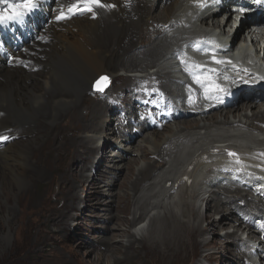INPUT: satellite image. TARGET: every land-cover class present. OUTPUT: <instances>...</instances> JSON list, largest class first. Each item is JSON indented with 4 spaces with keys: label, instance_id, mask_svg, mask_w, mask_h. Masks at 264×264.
<instances>
[{
    "label": "bare ground",
    "instance_id": "1",
    "mask_svg": "<svg viewBox=\"0 0 264 264\" xmlns=\"http://www.w3.org/2000/svg\"><path fill=\"white\" fill-rule=\"evenodd\" d=\"M216 1L220 4L222 1V7H218L219 5L214 3ZM220 1L207 0L206 6L199 8L193 0H102L103 3L115 5V7L96 8L94 9L95 17L85 12L57 21L55 17L59 14L60 8L66 9L74 0L54 2L41 0L42 10L47 15V25L42 27V30L36 31V38L32 41L23 42L25 34L32 28L29 17L23 22L0 25V136L8 137L7 140H0L1 148L6 143L0 153V199L1 195L5 196L4 200L17 197L21 190L28 187L32 179H47L44 167L37 169L36 159L28 156L32 152L38 153L42 147L47 150L50 146L44 144L45 141H53L54 146L51 152L58 153L63 144H67L69 151L73 147L81 149L84 146L82 152L88 155L86 157L88 159L78 168L82 174L75 172L74 168L63 166V161L58 164L59 166L51 168V174L56 178L55 180H62L56 186L51 203L54 202L61 208L58 209L53 205L47 207V203L41 207L43 218L50 216L62 226V230L58 228L46 230L48 237L53 238L56 244L62 243V239L58 237L59 233L69 230L68 220L74 217L71 212L78 211L81 202L86 205V208L94 203L99 204L97 209L110 210L108 213L110 216L105 220V224L110 222L106 226L110 230L108 228L102 232L101 229V239L95 245L99 248L95 255L100 256L98 259L103 264H120L129 261L140 246L145 247L146 239L152 242L146 245L147 249L161 256L162 264H172L190 249L197 246L203 247L209 243L211 239H196L198 235L206 231L222 237L221 243L218 247L216 246V251L213 250L214 252L210 254L212 257L221 255L222 249L228 252L226 259L221 257L214 264L244 262L264 264V255L258 253L264 247V240L260 235L264 230L255 232L252 229L255 225L251 223V220L250 222L237 220L238 229L231 232L227 230L219 235L228 228V220H235L238 213L249 216L252 222L260 213L264 214V190H260L259 195L256 193L258 198L254 199L251 198L249 191L236 185L240 184L239 180L221 179L212 182L206 175L197 180L201 168L208 166L205 169L207 175L220 169L219 166H211L212 163L207 164L209 162L207 160L213 157V153L218 156L219 152L225 149H236L238 144L235 142L239 144L249 142L247 147L249 152L242 151L246 154L257 157L264 155V147H262L264 145L262 143L264 142V99H262L264 79H261L264 77V28L251 27L250 24L255 23L252 15V17H246L241 26L235 28L232 23L233 14L228 4L231 2ZM156 6H160L161 11L154 12ZM224 12L227 19L221 24L220 17ZM10 31L16 37L13 42H9ZM98 33L101 37L99 40L96 38ZM206 38H213L217 44L220 41L221 44L227 41L232 44L241 41L246 46V52L241 61H232L236 69L229 66V71L220 76L228 92L220 94L219 98H205L202 95L203 91L193 81H182L175 69L179 66L182 73L191 78L184 70L179 55L186 54L193 61L192 52L196 50L191 45L195 41H204ZM247 40L251 45H248ZM16 46L19 47L16 48ZM261 53H263L262 56ZM120 57H123V60L118 66L113 60ZM210 63H212L211 60ZM210 63L208 66L213 67ZM119 68L131 73L119 76ZM243 68L254 71L256 75L252 73L245 75L257 78L259 82L256 85L243 83L241 88L229 90L228 85L235 82L238 75L244 73ZM102 75L109 77L110 84L114 81L123 82L125 85L121 84L117 87V92L115 91L117 99L113 100L114 93L110 92L109 96L89 106L85 96L94 94L102 96L114 89L111 87L107 90L109 84L103 93L92 92V90L98 92L92 88L96 79ZM224 75H227L229 79L225 80ZM145 82V85L134 89L135 84ZM189 85L194 89L191 93ZM124 92L126 94L123 96ZM247 100H261V102L245 104ZM119 103L124 104L123 108L118 105ZM83 108L91 110L89 115L87 111L86 114L83 112ZM164 109L168 113H165ZM113 111H117V115L111 118ZM45 115H47L46 119ZM220 115L224 119H217ZM75 119L77 120L75 128L81 131L72 135L66 131L63 134V140L55 141L56 133L62 127L72 129V122ZM175 119L178 131L177 129L166 130L158 138L159 132L168 127L167 123ZM35 121L41 124L36 132L43 137L42 141L23 142V138H20L14 140L17 143H10L23 135L32 138L35 130L29 124ZM199 121L203 123L198 125ZM47 128L55 130V135L45 133ZM149 131L154 137L155 148L152 150L147 149L145 143L144 146L140 143L143 140L148 142L147 139H141L140 144H136V140L144 136L141 134ZM255 131L260 132L261 135ZM208 133H214V136L210 137ZM111 134L122 142L120 144L122 149H117L113 153L105 151L103 148L106 144L102 143V140L105 141ZM85 144L94 150H89ZM125 145L135 146V150L139 151V157L147 159L148 165L146 163L145 166L137 169L135 176L134 170L131 171L129 166L133 167L139 161L131 158V153ZM173 149H179L177 154H180L181 160L176 173L173 172L172 175L168 155ZM259 149L263 150L259 151ZM97 154L98 160L94 161ZM152 155L157 158L151 160ZM243 158L250 159L249 156ZM148 159L153 162L150 163ZM113 161L125 162L128 174L133 175L132 181L129 180L130 185H127L131 191L124 192L122 196L129 198L131 193L134 195L145 186L146 182L148 183L145 197L150 196V198H145L147 202L143 205H140L139 201H142L140 196L135 198L131 220L119 217L114 212L112 200L103 199V194L110 195L106 190L117 187L119 182L128 176L123 172V168L111 165ZM185 165L188 166V171H185ZM113 167L117 171L109 170ZM159 169L160 172L153 176ZM66 172H70L69 175ZM181 177L191 179V185L195 184L190 185L192 190L186 189V192L202 200L205 203V211L200 212L195 204L184 201L182 202L184 208L180 207L179 212L185 213L188 220H180L181 216L178 217L177 212L174 213V210L168 209L167 206L164 208L165 214L162 219L149 220L145 234L143 232L134 234L129 231L128 226L143 225L146 220L139 221V218L151 207L149 205L153 199H156V202L152 203L155 204L152 208H158L159 205L156 204H159L157 203L159 200L152 195L156 194L155 187L161 186V183L165 185V183L179 182ZM231 187L235 188L231 189ZM256 189L253 187L254 192ZM163 190L167 192L166 189L163 188ZM239 190L245 193L246 202ZM172 191L174 192V188ZM112 196H115V200L121 197L117 192ZM212 201L215 205L211 203ZM13 214V210L8 208L5 221L7 227ZM218 214L220 216L216 219L215 216ZM81 216L83 213L78 215V218L84 219ZM203 222H206L205 227L202 225ZM243 225L245 226L243 229L252 230L247 241H242L240 236L237 237ZM113 226L114 229H112ZM8 236L7 231L6 237ZM116 237L128 239L126 242L124 240L113 242L112 239ZM254 241H258V245ZM88 245L84 239H78L72 246V251L75 254L79 253L78 247ZM122 248L124 251L121 255ZM114 252L120 253L119 256H114ZM91 253L87 250L82 254L91 255ZM256 255L258 259L251 262Z\"/></svg>",
    "mask_w": 264,
    "mask_h": 264
},
{
    "label": "rangeland",
    "instance_id": "2",
    "mask_svg": "<svg viewBox=\"0 0 264 264\" xmlns=\"http://www.w3.org/2000/svg\"><path fill=\"white\" fill-rule=\"evenodd\" d=\"M54 1H56V0H52V2H54ZM160 8H161L160 6H156L154 9V12H156V10H157V12L161 11ZM42 9H43V7L40 6L39 9H37L31 16H29V20L32 23V28L25 34V38H23V42H30L33 39H35L36 38V31L42 30V27L47 25V15L44 13V11ZM8 34L11 37L9 42H13L16 39V37H14V35H12V31H10ZM96 38H97V40H99L101 38L99 33L97 34ZM18 47L19 46H16V48H18ZM122 60H123V57H120V59H114L113 62L116 65L120 66V63L122 62ZM148 71H150V70H148ZM126 73H131V72H127V71H124V70L119 68V70H118L119 76L124 75ZM139 74H141V73H139ZM121 84L125 85V83H123V82H117L116 83L113 81V82H111L109 88L107 87L108 88L107 90H109L111 87L114 88L115 90L113 89V90L109 91L108 94H105L102 96H99L98 94H94L92 96H85V99H87L89 106H90L91 103L103 100L104 98L107 97V95L109 96L110 92H113L114 93L113 100H115L118 97V96H116L117 94H115L117 92V87L121 86ZM145 84H146V82L142 83V84H135L134 89L140 88L141 86H143ZM92 92L93 93H99V92H94L93 90H92ZM125 94H126V92H124L123 96ZM52 97H54V96H52ZM262 99H264V97H262ZM259 102H261V100L260 101L247 100L245 102V104H247V103L258 104ZM109 105L111 106L110 103H109ZM118 105L121 108H123L124 104L119 103ZM141 108L143 109V105L141 106ZM141 108H139V109H141ZM164 110H165V113H168V111L166 109H164ZM86 111H87V114L89 115L91 110L89 108H86V109L83 108V112L85 114H86ZM161 111H163V110H161ZM248 113L250 114L249 111H248ZM116 115H117V111H113L111 113V118H113L114 116L116 117ZM46 116L47 115L44 116L45 119H46ZM189 117H191V116H189ZM230 118H232V116H230ZM197 119H199V118H197ZM217 119H224V117L222 115H220ZM176 122H177L176 119H175V121L174 120L169 121L167 123L168 127L164 128L163 131L161 130V132H159L160 134H159L158 138H160L162 135L161 133H164L166 130L175 131L177 129V131H178L179 128L176 126ZM202 123L203 122L199 121L198 125H200ZM256 123H259V122H256ZM70 124H71V122H70ZM30 125L35 130V133H34L35 135L32 136V138L27 137L26 135H23L21 137L13 139L12 142H10V143H17L14 140H18L20 138H23L22 139L23 142L29 141V142L39 143L40 141H42L43 137H41L38 134V132H36L41 124H38L35 121L34 123H30L29 126ZM76 125H77V120L75 119L72 122V126H73L72 129H67L66 127H62L58 131V133H56L55 141H57V140L61 141V139L63 140L64 139L63 134L66 131L68 132L69 135L78 134L81 130L79 128L76 129L75 128ZM45 133H48L49 135L54 136L55 130H50V128H47V130H45ZM151 133L152 132H150V131L145 132L144 134L142 133L141 136L142 135H144V136H142L138 140H136V144H138L139 141H142L143 139H147L148 142H144L145 140H143L140 143L142 145L145 143L144 145L149 150H152V148H155V144L153 142L154 137ZM178 133H181V132H178ZM255 133L261 134L260 132H257V131H255ZM165 134L167 135L168 133H165ZM208 134L210 137L214 136V133H208ZM28 139H30V140H28ZM117 139L118 138L113 136L112 134L108 135V138L105 139V141L102 140V143H104V145L106 144L103 149L107 152L109 151V153L116 152L117 149H120V148L122 149V147H120V144L122 142L119 139L118 140ZM235 143L238 144V142H235ZM44 144H47L50 146L49 147L50 149L49 148L47 149L48 151L45 150L44 147H42L38 153H36L37 151L35 153L32 152V153H29L28 156L30 158L34 157L36 159L35 167L37 169L44 167V170L47 174V179H40V180H33L32 179L31 182H29L28 187L24 190H21L18 193L17 197H10V198H8V200H4L5 198H3V197H5V196L1 195V199H0V264H103L98 259V258H100V256L95 255L96 254L95 252L99 251L98 246H95V245H97L96 243L101 239V235H102L101 233L103 231H106L104 229L109 228L106 226L109 225L110 222L105 224V220L108 219V217L110 216V214L108 215L110 210L107 209V210L103 211V210L97 209L99 204L93 203L92 206L89 205L86 208V205L81 202L79 204V206H80L79 210L71 212L74 214L73 215L74 217H72V218H70V220H68L67 228L69 227V230L65 231L66 233L64 231L63 232L61 231L58 235V237L60 239H62V243L56 244L55 242H53V240H54L53 238L48 237V232H47L48 230L53 229V228L54 229L58 228L59 230H62V226L58 225L55 222V220L52 219V217H50V216H48V217L45 216L44 218L42 217L43 208L41 206L43 204L46 205V203H47V207H51V205H53V206H57L58 209L61 208L60 206L55 205L54 202L51 203L52 202L51 198H53V196L55 195V192L57 189L56 186L58 185V182L59 183L62 182V180H55L56 178H54L51 174L52 173L51 168H52V166H56V165L59 166L58 164L61 163V161H63V164H62L63 166H65L66 168H70V169L74 168L75 172H79L78 168H80V166L83 165L87 161L88 158H86V157H88V155L86 153L84 154L82 152V149L84 148V146L81 147V149L80 148L77 149V148L73 147V148H71V151H69V147H67V144H63L62 148L59 150V152L61 153L60 154V153L55 152V151L51 152V150L53 149V146H54L53 141L47 140V142L45 141ZM5 145H6V143L4 144V146L2 148H4ZM87 147L89 148V150H91V149L94 150V148L90 149V146H87ZM126 147H127L128 151L131 153V155H130L131 158H136L139 161L133 167L129 166L131 171L134 170V176H135V174H136L135 172L137 171V169H140L146 165L147 159H145V158L143 159V158L139 157V151L135 150L136 149L135 146H131L132 148L130 147V145L126 146ZM2 148L0 149V153L3 151ZM239 149H240V147H238L236 145V149H232L230 151H232L233 153H239L240 152L242 155L246 154L244 152L239 151ZM178 152H179V149L178 150L173 149V150L169 151L168 158H169L170 165H171L170 170L172 171V173H171L172 175L174 173H176L178 166H179V163H180V160H181L180 154H177ZM155 157H156L155 155H152L150 159L151 160L156 159L157 157L156 158ZM138 158H140V159H138ZM150 159H148V160H150ZM214 159H216V158H214ZM97 160H98V154L95 155V157H94V161H97ZM151 160L149 161L150 163L153 162ZM218 160H220V158ZM43 164H44V166H43ZM77 164H78V167H77ZM113 164L116 165L118 168H121V169L123 168V172L126 173L128 176L127 177L125 176V178H123L122 182L121 181L119 182L117 187L109 188L108 189L109 191L106 190V192L109 193L110 195L107 196L106 194H103V199L108 198L109 201L112 200L113 209H114L115 214L117 213V215L119 217H123L127 220H131L133 217L132 216L133 215L132 214L133 213L132 205L134 203L135 198H138V196H140V198H142V201L141 200L139 201L141 203L140 205H143V204H145V202H147L145 198H150V196L148 195L149 192L147 194V196H149V197H145V195L147 193L146 192V189H147L146 185H148V183L146 182L145 186L141 187L143 189L141 190V188H140L139 191L138 192L136 191V193L134 195H132V193H131L132 196L130 195L129 198L122 196L124 194V192H126V191L130 192L131 191V189H129L128 188L129 186H127V185H130L129 180L132 181L133 175L130 173L128 174V167L126 166L125 162L120 163V162H114L113 161V162H111V165H113ZM212 164H213V166L216 165L215 162H213ZM45 165H47V167H45ZM147 165H148V163H147ZM99 167L104 168V166H99ZM165 167H167V166H165ZM187 167H188L187 165L184 166L185 171H188ZM227 167H229V166L227 165ZM163 169H161V170H163ZM109 170H111L112 172L117 171L114 169V167L109 169ZM158 171L160 172V169L157 170V172H155V174L153 176H156ZM27 173H29V171ZM69 173L70 172H66L67 175H69ZM79 173L82 174L81 171ZM153 176H152V178H153ZM185 177H183V178L181 177V180L179 182H177V181L174 182L175 185H174V183H165V185H164V183H163V185L161 183V186L157 185L155 187V188H157V189H155L156 191L154 190V192L156 194H152V195L155 196V198H157V200H159L157 202L159 204H156V205H159L158 206L159 209L158 208L155 209V207L152 208V206L155 205L152 203L156 202L155 201L156 199L155 200L153 199V201L149 205L151 207H149L148 210H146L145 213L140 216V218H139L140 220L138 219L139 221H141V219L146 220L143 223V225H140L137 227V224H134L136 226L131 225V226H128L127 229L134 234H137V233L141 234V232H143L145 234V230L147 228L149 220H151L153 218L158 219V220L162 219V217L165 214L164 208H166L167 206H168V209H171L172 211L174 210L173 211L174 213L177 212L178 217L181 216L179 218L180 220H182V219L188 220L189 218L186 216L185 213L183 214V213L179 212L181 208H184L183 207L184 205L182 203L184 201L195 204V207L197 209H199L198 211H200V212L205 211V203L202 200H199L197 197L194 198L192 195L189 194L190 192H186V189H188L190 191L191 186H193L195 184L191 185V183L186 182V180H184ZM174 178L176 180H178L176 176H174ZM90 179L91 178H89V180ZM179 183L181 185H179ZM236 185H239L242 189L249 191V194L252 196V197L250 196L251 198H254V199L258 198L256 193L253 191V187H255V186H253L252 188H248V187L243 186L241 184H236ZM158 187H159V189H158ZM162 187L164 189H166L167 192L165 190H163ZM171 187L174 188V192L172 191L173 188H171ZM232 188L234 189L235 187H231V189ZM104 189H107V188H104ZM161 190H163L162 191L163 193L161 192ZM239 191L242 194V196L244 197V202H246L247 198H246L245 193H243L242 190H239ZM77 192L79 193L80 190L78 189ZM116 192H117V194H119L121 196L117 200L114 199L115 196H112L113 194L115 195ZM142 193H143V196H142ZM152 195H151V197H152ZM49 198H50V200H49ZM182 198H183V200H182ZM263 202H264V200H263ZM211 203L213 205H215L213 201ZM8 208H11L14 212L13 217H11L12 219L10 218L11 221H9V225H8L9 227H7L6 222H5L6 217H7L6 214H7ZM128 208L130 211L128 210ZM103 209H106V208H103ZM48 212H50V211H48ZM82 213H83V216H81V217H84V219L83 218L79 219L78 215H80ZM96 214H97V216H96ZM98 214H99V216H98ZM219 216H220V214L215 216V218L218 219ZM234 219L235 220H233V219L228 220V228L225 231H222V233H220L219 235L224 234V232H227V230H228V232H231L232 230H236V228L238 229L239 222H236L237 220H241V221L246 220L249 222L251 220V223H253V225H255L252 229H254V231L257 233L259 232L260 229L264 230V214L263 213H260L256 217V219L253 220V222H252V218H250L249 216H245L242 213H238L237 217ZM53 223L55 226L53 225ZM202 225L205 227L206 222H203ZM244 225L241 227L242 229H243V227H245ZM241 228L237 233V237L240 236L242 241H247L252 230H249L248 228H246V229H243V231H242ZM101 229H102V232H101ZM112 229H114V226ZM109 230H110V228H109ZM7 231L9 232L8 237H6ZM260 235H261V238H263V240H264V231ZM162 236H163V234H162ZM81 238L84 239L85 241H87V243L89 245L78 247L79 253L75 254L72 251V246H74L76 244V241L78 239H81ZM127 239L128 238L116 237L115 239H112V240H113V242H118L121 240H124V242H126ZM196 239L197 240H209V239H211V240L209 243L205 244L206 246L205 245L203 247L197 246L196 248L190 249L186 254H184L182 257H180L177 260V262H174L172 264H190V263L191 264L192 263L193 264H195V263L206 264L209 262H210V264H214L215 262H217L216 260H218L219 258L223 257L224 259H226V257H228L227 256L228 252L223 251V249H222V254L219 256L218 255L215 256V258L212 257V255H210L214 251H216V246L218 247V244L221 243L222 237H219L218 235L213 234L210 231H206L205 233L198 235L196 237ZM254 242L256 245H258V241H254ZM150 243H152L151 240L146 239L144 241L145 247L140 246L137 249V253L133 254L132 258L129 261H125V262H122L120 264H162L161 256H159L158 254L151 252L147 249L148 246H146V245H148ZM90 247H94L95 249H91ZM122 249L123 250H122L121 255L123 254V251H124V248H122ZM87 250L92 252L91 255L82 254L83 252H85ZM261 250L262 251H259L258 253L260 255H264V247H262ZM119 254L120 253L114 252L113 255L119 256ZM203 257H204V259H203ZM205 257H207V258H205ZM194 259H195V261H194ZM254 260L255 259H252L251 262H254ZM238 262L242 263V261H240V260H238ZM232 264H236V263H232ZM242 264H246V263L244 262Z\"/></svg>",
    "mask_w": 264,
    "mask_h": 264
},
{
    "label": "snow or ice",
    "instance_id": "3",
    "mask_svg": "<svg viewBox=\"0 0 264 264\" xmlns=\"http://www.w3.org/2000/svg\"><path fill=\"white\" fill-rule=\"evenodd\" d=\"M195 5L199 8H204L206 6L207 0H193ZM258 6L264 5V0H255ZM41 6V0H0V25L19 23L23 22L27 17L31 16L39 7ZM115 7V5H108L102 2V0H74L68 4L66 9L61 7L59 14L55 17L57 21L65 20L71 18V16L79 13L83 14L85 12L91 13L95 17L96 13L94 9L96 8H109ZM243 12L244 9H239ZM41 39H44L41 37ZM191 47L198 52H203L205 54L210 53V60L212 63L221 66H231L232 69H236V65L228 58L218 57L216 55L217 50L221 49L220 44L215 43V41H195ZM181 64L184 65V70L191 76L193 83L198 86L199 89L203 91L205 98H219L220 94H225L228 89L219 83V78L223 73V68L209 67L208 63H197L191 61L186 54L179 55ZM21 63H23L21 61ZM247 72V69H243ZM223 78L228 80L229 77L224 75ZM264 79V77H261ZM241 82L248 83L241 78ZM109 77L106 75L100 76L96 79L94 88L96 91L103 93L108 87ZM194 89L189 85V92H193ZM189 102H192L191 96L189 97ZM8 137L0 136V140H7ZM230 156H235V153H229ZM237 163L240 161L237 159ZM240 171V169H237ZM251 175V174H249ZM260 179H264L261 177Z\"/></svg>",
    "mask_w": 264,
    "mask_h": 264
},
{
    "label": "water",
    "instance_id": "4",
    "mask_svg": "<svg viewBox=\"0 0 264 264\" xmlns=\"http://www.w3.org/2000/svg\"><path fill=\"white\" fill-rule=\"evenodd\" d=\"M109 85V84H108ZM95 89V88H94Z\"/></svg>",
    "mask_w": 264,
    "mask_h": 264
}]
</instances>
